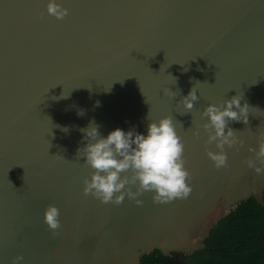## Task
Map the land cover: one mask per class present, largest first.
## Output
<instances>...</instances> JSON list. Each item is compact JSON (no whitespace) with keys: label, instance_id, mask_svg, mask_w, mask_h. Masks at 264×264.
Returning a JSON list of instances; mask_svg holds the SVG:
<instances>
[{"label":"water","instance_id":"obj_1","mask_svg":"<svg viewBox=\"0 0 264 264\" xmlns=\"http://www.w3.org/2000/svg\"><path fill=\"white\" fill-rule=\"evenodd\" d=\"M56 2L67 9L60 20L47 0H0V264L189 257L241 202L264 207V173L245 163L264 136V0ZM194 86L198 99L181 114ZM236 95L248 123L228 122L242 143L225 147L227 166L216 169L200 113ZM165 116L184 144L186 199L156 203L144 192L140 205H116L83 194L91 169L76 156L80 129L94 121L101 136L145 133ZM49 205L56 231L43 223Z\"/></svg>","mask_w":264,"mask_h":264},{"label":"clouds","instance_id":"obj_2","mask_svg":"<svg viewBox=\"0 0 264 264\" xmlns=\"http://www.w3.org/2000/svg\"><path fill=\"white\" fill-rule=\"evenodd\" d=\"M45 11L57 20L67 15V9L56 0H47ZM171 79L175 82L174 78ZM164 94L170 98L177 95L168 89L164 90ZM197 99L194 86L179 101L183 109L181 114L191 112ZM241 99L240 95H236L224 100L222 105L208 104L200 113L201 119L207 121L202 125L207 134L206 144H214L216 149L206 151V155L216 169L227 166L225 147L231 148L242 143L237 140L234 131L227 128L229 121L248 123L251 108L246 102L242 105ZM96 106H99V102ZM63 130L67 131V128ZM80 131L83 133L82 140L86 142L77 148L76 156L79 160L82 158L83 163L91 169L89 177L83 181L84 195H91L101 203L116 205L125 197L140 205L142 201L137 197L144 192L152 193L156 203L186 199L190 195L192 188L183 159L184 144L171 117L151 121L145 133L137 132L132 126L127 131L115 128L106 136H101L99 126L94 121ZM250 151L253 152V159L247 160L246 166L257 175L264 173V136L258 140L256 149ZM132 187H135V191L131 190ZM43 223L51 231L58 230V208L47 206ZM23 259L22 256H16L13 264H22Z\"/></svg>","mask_w":264,"mask_h":264},{"label":"trees","instance_id":"obj_3","mask_svg":"<svg viewBox=\"0 0 264 264\" xmlns=\"http://www.w3.org/2000/svg\"><path fill=\"white\" fill-rule=\"evenodd\" d=\"M203 243L205 249L189 257L170 258L154 251L139 264H264V207L254 199L241 202Z\"/></svg>","mask_w":264,"mask_h":264}]
</instances>
